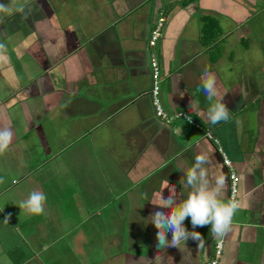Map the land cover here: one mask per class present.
<instances>
[{"label": "crops", "instance_id": "1", "mask_svg": "<svg viewBox=\"0 0 264 264\" xmlns=\"http://www.w3.org/2000/svg\"><path fill=\"white\" fill-rule=\"evenodd\" d=\"M0 44V128L13 132L0 155V264L211 261L219 238L210 226L193 229L189 218L202 243L161 250L148 217L161 198L187 197L183 171L205 152L228 199L220 148L242 204L220 264H264V0H29L25 14L0 22ZM152 51L166 113H186L200 129L156 117ZM205 69L229 109L216 125L204 120ZM34 190L47 198L39 216L18 207Z\"/></svg>", "mask_w": 264, "mask_h": 264}, {"label": "clouds", "instance_id": "2", "mask_svg": "<svg viewBox=\"0 0 264 264\" xmlns=\"http://www.w3.org/2000/svg\"><path fill=\"white\" fill-rule=\"evenodd\" d=\"M28 4L29 0H11L10 3H0V22H3L5 15H11L13 12L25 14ZM0 50H5L3 44H0ZM201 89L210 102L204 120L211 125L228 121L230 117L227 105L216 99L219 92L215 74L207 69L201 76ZM180 95L182 97L184 93L181 92ZM190 107L195 110L198 106L195 101L191 100ZM12 140L11 129L0 128V155L7 152ZM213 167L218 168V165L213 163L206 152L196 155L193 166L187 171L182 170L186 185L190 189L187 197L177 202V197L173 194L153 204L155 210L149 215L148 222L157 229V249L176 247L183 251L184 242L189 239L199 241L201 244V233L189 231L185 226V221L189 218L193 229L210 226V232L216 238L222 239L232 230L234 216L242 204L237 199L235 185H233L231 197L225 199L226 178L219 171L210 174L209 169ZM169 192L174 193L175 189L170 187ZM46 199L43 192L34 190L27 199L19 203L18 207L22 213L39 216L44 213ZM10 219V216L7 217L4 223L8 224ZM169 234H171L170 241Z\"/></svg>", "mask_w": 264, "mask_h": 264}, {"label": "built area", "instance_id": "3", "mask_svg": "<svg viewBox=\"0 0 264 264\" xmlns=\"http://www.w3.org/2000/svg\"><path fill=\"white\" fill-rule=\"evenodd\" d=\"M164 28H165V19L162 17L158 19L156 23V27L152 31V34H151L150 47L152 49L156 47L157 42L162 38ZM151 74H152L151 98H152V104H153L156 117L167 124L172 123V121L174 120H181V121L186 122L188 125H190L191 127L195 129H200V126L195 122V120L186 113H180V114L175 115L174 117H170L166 113L163 102H162V95H161V91H162L161 89V69H160V64L158 62V58L156 57V54L154 53V51L151 52ZM206 137L210 141H213L217 146H220L219 141L215 139L212 134L207 133ZM220 153L223 159V163L229 170V175H230L229 198L232 195L233 185H235L236 190H237V199L240 200L239 177L237 173L235 172V170L233 169L231 161L228 159L227 155L223 152L221 148H220ZM223 252H224V240L223 238L222 239L219 238L216 241L213 259L203 264H220V260L223 256Z\"/></svg>", "mask_w": 264, "mask_h": 264}, {"label": "trees", "instance_id": "4", "mask_svg": "<svg viewBox=\"0 0 264 264\" xmlns=\"http://www.w3.org/2000/svg\"><path fill=\"white\" fill-rule=\"evenodd\" d=\"M210 24H207L206 25V29H205V32L207 33V35H209V34H211V31H212V29H214V25H215V22L214 21H212V20H210Z\"/></svg>", "mask_w": 264, "mask_h": 264}]
</instances>
